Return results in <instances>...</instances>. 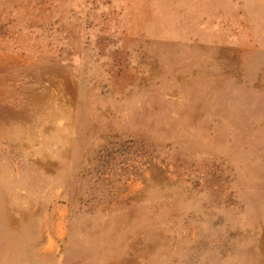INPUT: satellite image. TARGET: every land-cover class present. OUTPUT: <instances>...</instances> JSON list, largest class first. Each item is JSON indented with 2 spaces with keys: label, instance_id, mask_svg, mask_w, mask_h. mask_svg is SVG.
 Instances as JSON below:
<instances>
[{
  "label": "rangeland",
  "instance_id": "rangeland-1",
  "mask_svg": "<svg viewBox=\"0 0 264 264\" xmlns=\"http://www.w3.org/2000/svg\"><path fill=\"white\" fill-rule=\"evenodd\" d=\"M0 264H264V0H0Z\"/></svg>",
  "mask_w": 264,
  "mask_h": 264
}]
</instances>
